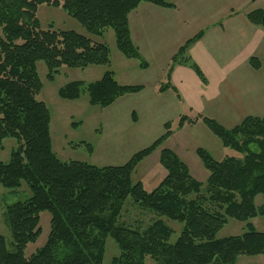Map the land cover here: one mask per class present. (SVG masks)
I'll return each mask as SVG.
<instances>
[{
	"label": "trees",
	"instance_id": "obj_1",
	"mask_svg": "<svg viewBox=\"0 0 264 264\" xmlns=\"http://www.w3.org/2000/svg\"><path fill=\"white\" fill-rule=\"evenodd\" d=\"M141 2L174 7L167 0H0V142L4 138L17 141L9 160H0V185L17 188L25 181L31 192L28 198L5 207L4 221L14 249L9 250L0 235V264H102L107 237L119 249L112 264H144L146 256L157 264H236L239 255L264 254V232L250 221L264 215V116L248 115L226 128L200 114L179 115L177 129L200 119L224 147L241 155L215 160L205 149L196 148L209 172L204 183L167 147L160 150L159 163L166 173L157 186L146 191L140 181L132 182L136 166L174 132L170 121L163 124L160 136L119 165L65 161L52 149L49 109L36 98L42 86L36 62H45L52 79L63 65H109L110 50L106 43L74 30L42 29L36 17L38 5L61 6L93 35L101 36L111 28L119 52L145 68L147 63L129 29V13ZM246 17L264 28V8ZM203 34L204 30L195 33L172 55L159 91L175 90L170 82L175 65L190 67L206 81L188 55L189 46ZM249 63L259 67L256 57H250ZM142 89V84H120L113 71L106 70L92 82L66 83L58 95L75 100L86 92L91 105L105 108ZM81 144L93 152L91 143ZM258 194L263 198L260 205L255 204ZM127 198L155 218L141 226L119 221ZM43 210L50 213L47 240L26 257L23 248L39 235ZM161 217L182 223L174 242H169L173 229ZM229 218L245 222L246 230L216 238Z\"/></svg>",
	"mask_w": 264,
	"mask_h": 264
},
{
	"label": "crops",
	"instance_id": "obj_2",
	"mask_svg": "<svg viewBox=\"0 0 264 264\" xmlns=\"http://www.w3.org/2000/svg\"><path fill=\"white\" fill-rule=\"evenodd\" d=\"M168 1L174 7L141 2L129 13L131 39L147 63L141 68L137 60L136 66L149 75H142V90L125 94L105 107V122L99 130L101 143H92L90 154L95 165L123 164L154 141L157 134L148 120L157 124L160 131L165 122L183 113L189 116L196 112L226 128L248 115L264 116V28L246 17L248 12L264 8V0ZM200 30L204 34L189 46L188 55L206 81L190 67L175 65L170 74L175 90L159 91L160 83L166 81L172 55ZM250 57L258 59V68L249 63ZM128 65L123 63L125 68ZM129 98H134L131 106L126 102ZM135 105L140 106L147 121L140 124ZM121 123L130 129L127 139L115 135ZM106 127L111 128L112 135ZM183 128L184 125L178 130Z\"/></svg>",
	"mask_w": 264,
	"mask_h": 264
},
{
	"label": "rangeland",
	"instance_id": "obj_3",
	"mask_svg": "<svg viewBox=\"0 0 264 264\" xmlns=\"http://www.w3.org/2000/svg\"><path fill=\"white\" fill-rule=\"evenodd\" d=\"M36 17L38 18L42 29L52 28L54 30H74L90 38L92 41L104 42L109 47V65H89L84 68L63 65L54 74L52 79L47 76L48 69L45 62L43 60H38L36 62V70L42 85L36 98L43 101L49 109V132L53 151L61 160H79L94 164L93 156L90 155L91 153L88 152L86 146L79 144L81 142L92 144L96 143V141L97 143H101L99 130L105 122V108L91 105L88 101L86 92H83L78 99L68 100L63 99L58 95V89L66 83L74 80H81L84 83L98 80L106 70H112L114 78L117 81L119 80V83L142 84V82H144L142 75H149V72H143L138 66H136V63H138L137 60L126 58L119 52L115 46V36L111 28H106L101 36L90 34L61 6H52L45 3L38 5ZM123 63H128L129 65L125 68ZM149 82L150 81H147V84H152ZM145 98L146 96L142 99ZM129 99L131 100H127L126 102H129L128 106H131L134 103V98ZM141 100L139 103H142ZM133 108H136V111L139 113L140 124L143 121H147V116L141 113L139 105H135ZM105 113H107V111ZM195 115L196 112L189 114V116L192 117ZM170 122L172 126L171 129L174 130L175 134L164 140L163 143L149 156L144 158L132 172V182L135 183L140 181L146 191L154 189L166 173L159 163V151L163 147L173 150L187 165L190 174L196 180L203 183L209 172L195 153L196 148L200 147L205 149L215 160H220L226 155L241 156L232 149L224 147L219 138L215 136L200 119L193 124H184L182 130L177 129L176 118L173 119V121L170 120ZM148 123L151 125L153 132L157 134L156 138L163 133L164 130L161 129L159 131L157 124H153L149 120ZM119 127L120 128L116 129V137L127 139L130 136L128 125L126 126L124 123H121ZM106 129L107 132L109 131L111 133L110 127H106ZM153 132H151V134H153ZM151 142L152 140L150 143ZM16 145V139L4 138L0 142V160L7 162L12 148ZM99 148L101 149V144ZM129 151L130 149L128 152ZM97 155L98 152L96 156ZM30 195V189L25 181H22L21 185L17 188H6L0 185V235L4 237L6 247L9 250L14 249V244L11 233L4 221L5 207L7 204L24 200ZM262 200V195L258 194L255 197V204L260 205ZM153 218H155L154 214L138 208V206L132 203L130 198H127L124 202L119 221H123L130 225L140 224L141 226L147 225ZM161 218L173 229L169 242H174L179 236L182 223L166 217ZM250 221L256 230L264 232V215L257 216ZM38 225L40 227L39 235L34 241L28 242L23 248L26 257L35 252L38 248H41L47 240L50 230V213L48 210L40 212ZM245 230V222L229 218L223 227L216 233V238L239 235ZM118 253L119 249L114 240L107 237L102 264H112L113 257L117 256ZM144 264L157 263L149 256H146ZM236 264H264V254L254 256L239 255L236 259Z\"/></svg>",
	"mask_w": 264,
	"mask_h": 264
}]
</instances>
